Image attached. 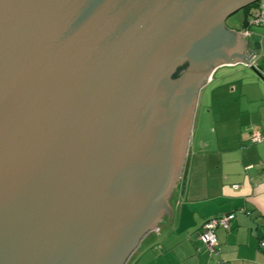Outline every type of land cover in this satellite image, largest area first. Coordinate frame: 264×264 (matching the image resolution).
<instances>
[{
    "label": "water",
    "instance_id": "obj_1",
    "mask_svg": "<svg viewBox=\"0 0 264 264\" xmlns=\"http://www.w3.org/2000/svg\"><path fill=\"white\" fill-rule=\"evenodd\" d=\"M257 1L0 0V264H124L171 221L200 90L259 53L226 21Z\"/></svg>",
    "mask_w": 264,
    "mask_h": 264
},
{
    "label": "crops",
    "instance_id": "obj_2",
    "mask_svg": "<svg viewBox=\"0 0 264 264\" xmlns=\"http://www.w3.org/2000/svg\"><path fill=\"white\" fill-rule=\"evenodd\" d=\"M254 34L243 36L247 56L248 40L255 48ZM215 115L211 111L213 128L206 117L205 133L192 143L187 182L171 221L167 217L145 235L129 264H264V141H250L254 130L264 132V115L238 119L233 129L226 114ZM231 212L230 227L216 229L217 252L211 254L199 233L209 219Z\"/></svg>",
    "mask_w": 264,
    "mask_h": 264
},
{
    "label": "rangeland",
    "instance_id": "obj_3",
    "mask_svg": "<svg viewBox=\"0 0 264 264\" xmlns=\"http://www.w3.org/2000/svg\"><path fill=\"white\" fill-rule=\"evenodd\" d=\"M247 9H241L231 15L226 21V27L241 32L246 29ZM255 48L260 55L257 56L258 68L249 66L245 62H239L233 65H222L216 68L211 78L200 90L195 109L192 129L190 133V147L186 162L177 180V186L169 196V205L173 209L177 195L182 192L183 186L187 182L189 166L192 156L190 150L192 143L198 141L201 133H205L203 125L205 118L208 117V128H213L211 120V111L217 116L222 112L229 117V127L233 129L238 127V119L247 121L251 114L264 115V27L254 26ZM254 48V49H255ZM209 111V114L206 112ZM215 115V116H216ZM212 123V124H211ZM208 130V129H207ZM206 130L207 136L212 133ZM169 217L165 210L162 214L159 224ZM140 247L138 245L137 249ZM136 249L129 255L124 264H129L131 256Z\"/></svg>",
    "mask_w": 264,
    "mask_h": 264
},
{
    "label": "built area",
    "instance_id": "obj_4",
    "mask_svg": "<svg viewBox=\"0 0 264 264\" xmlns=\"http://www.w3.org/2000/svg\"><path fill=\"white\" fill-rule=\"evenodd\" d=\"M254 26L264 27V0H259L257 5L251 8L246 20V29L239 33L244 34L243 35L244 37L250 38L254 34V31L252 30ZM258 55L260 54L256 53L255 55L252 56L249 62V66L255 68L259 67L256 61ZM250 141L252 143L263 142L264 132L259 130H254L250 135ZM238 186H239L238 184L234 185L235 188H237ZM234 218H235V213L231 212L220 217L209 219L204 224L201 232L199 233V238L208 247L211 254L217 252L218 238L216 235V229L218 227H223L225 229H228ZM260 246L264 247V240L261 241Z\"/></svg>",
    "mask_w": 264,
    "mask_h": 264
},
{
    "label": "trees",
    "instance_id": "obj_5",
    "mask_svg": "<svg viewBox=\"0 0 264 264\" xmlns=\"http://www.w3.org/2000/svg\"><path fill=\"white\" fill-rule=\"evenodd\" d=\"M257 3H258V1L246 7L247 16H248L251 8L255 7L257 5ZM189 63H190L189 56L185 55L184 58L182 59V61L174 68L172 73L169 75V78L171 80L178 78L180 76V74L189 66Z\"/></svg>",
    "mask_w": 264,
    "mask_h": 264
}]
</instances>
